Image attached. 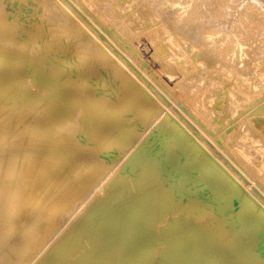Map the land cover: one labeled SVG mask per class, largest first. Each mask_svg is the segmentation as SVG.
<instances>
[{
  "label": "bare ground",
  "instance_id": "1",
  "mask_svg": "<svg viewBox=\"0 0 264 264\" xmlns=\"http://www.w3.org/2000/svg\"><path fill=\"white\" fill-rule=\"evenodd\" d=\"M37 1L0 0V264H264V203L214 148L212 154L202 145L198 132L203 140H218L208 128L219 118H210L213 94L240 119L264 88L259 93L253 87L264 75L258 61L243 67L209 63L208 85L193 77V69L203 73L205 65L188 47L193 36L219 33L200 23L217 0L190 1L185 13L193 12L201 27H191L187 38L175 19L162 25L157 15L135 30L127 20L139 0L127 7L120 0H66L69 6L46 0L43 8L37 5L39 14ZM142 2L144 12L151 7L143 4L156 0ZM93 13L101 19H91ZM117 28L124 47L115 39ZM147 34L159 35L151 41L162 44L158 52L166 56L162 73L170 91L177 84L192 97L188 114L171 110L166 98L161 105L163 94L151 95L155 89L128 61L126 53L142 49ZM259 34L256 23L244 21L219 40L222 49L210 41L201 49L208 55L216 49L222 57L252 45ZM255 113L264 116V102ZM260 117L233 129L228 140L234 144L220 145L239 165L257 162L259 185Z\"/></svg>",
  "mask_w": 264,
  "mask_h": 264
},
{
  "label": "rangeland",
  "instance_id": "2",
  "mask_svg": "<svg viewBox=\"0 0 264 264\" xmlns=\"http://www.w3.org/2000/svg\"><path fill=\"white\" fill-rule=\"evenodd\" d=\"M41 1H42V3H41ZM39 0V1H37V2H34V9H36V7H38L39 6V8L40 7H42L43 8V6H44V4H43V2L45 1L46 2V0ZM50 1V0H49ZM53 1V0H52ZM51 1V2H52ZM56 1V0H55ZM55 1H53V2H55ZM61 1H63V2H61ZM64 1H65V3L67 4V2H70L69 0L66 2V0H59L58 2L60 3V4H65L64 3ZM118 2H119V0H117ZM155 1V0H154ZM191 0H163V1H160V0H156V2H153L151 5H148L146 2L143 4V7H151V8H149V9H147L146 11H144V12H142L141 11V8H142V0H139L138 1V3H137V5L136 4H133V10L131 11V16H130V18L127 20L128 22L130 21V22H133V24L135 23L136 24V26L134 27V29L135 30H137V29H140V28H143V27H145L147 24H151V21H153L155 18H153V15H157L159 18H161V22L160 23H162L163 21L165 22V20H166V24L167 23H173V20L174 21H176V24H177V27L180 29V30H183L182 32H180V35L183 37V38H187L186 37V34L187 33H190V31H191V27H197L196 29H198V27H201L200 25H199V22L196 20V15L193 13V12H191L190 10H188L189 12H187V13H185V11H186V9L187 8H190L191 6H192V4H191V2H190ZM39 2V3H38ZM52 2V3H53ZM131 2V0H120V4L122 5V6H129V3ZM32 4H33V2H31ZM79 3H81L80 5L82 6V7H85V2H83V1H79ZM84 5H83V4ZM132 3V2H131ZM141 3V5H139ZM41 4V5H40ZM42 4H43V6H42ZM55 4H57L58 5V3L56 2ZM59 4V5H60ZM69 4V3H68ZM67 4V5H68ZM38 5V6H37ZM138 5H139V7H138ZM69 6V5H68ZM135 6V7H134ZM137 6V7H136ZM165 6H167V7H165ZM64 7H65V5H64ZM67 7V6H66ZM39 8H37V9H39ZM129 8V7H128ZM37 9H36V11H37ZM41 9V8H40ZM62 9H63V6H62ZM65 9V8H64ZM71 7L69 8L68 7V9L66 8V10H65V12L67 13V11H69L68 13H70L71 12ZM40 12L42 11V10H39ZM40 12H38L37 11V13L39 14ZM98 13V12H97ZM96 14V13H95ZM94 13H93V16L91 17V19L93 18V20L96 18V19H101V17H98V15L96 14L95 15ZM96 16V17H95ZM100 16V15H99ZM90 19V18H89ZM147 20H151V21H147ZM92 21V20H91ZM244 21H250V22H252V23H256L258 26H259V28H260V34L259 35H257V37H256V39H255V41H254V43L252 44V45H245V46H243L241 49H238V50H236V51H232V52H226L225 54H224V56H222V57H219L218 56V54H217V52H215V50L216 49H213V50H211V51H209L208 53H210V52H212L213 51V54L211 53V55L209 54H204L203 53V50L201 49V47H203L205 44H208V42L210 41V42H213V44H215V47H220L221 49H222V46H221V42L219 41L220 39H222V37L223 36H226L227 34H229L230 33V29H231V27H232V25H234V24H238V23H241V22H244ZM200 23H208L209 25H212L213 27H216V28H218L219 29V33L217 34V36L216 35H210L211 37L209 38V39H206V36H208L209 34H207V35H204V34H201V35H199V36H193V39L192 40H194L193 41V46L192 45H190V47H188V48H190L191 49V51H192V53L196 56L195 58H196V63L198 64V65H202L200 62H202L203 63V67H204V65H205V67L203 68V71L205 70V72H198L197 71V73L196 72H194V70L195 69H193V74L195 75V76H193V77H195V78H197V80H199V79H201L200 81H202L203 80V82H202V84H209V82L208 81H210V80H212V77H213V75H211L212 73H213V71H212V68H210L209 67V63L211 64L210 66L212 67L213 65H215L214 63H216V64H221L222 62H223V60L225 61L224 63H228L229 64V66H234V65H238V67H243V66H245V63L246 62H248V61H258L257 63H258V66H260L261 67V65H262V67H261V69L260 70H262V68L264 67V0H217V5H215V7H214V9L212 10V11H210L209 12V15H208V18H206V21H200ZM162 25H163V23H162ZM187 25V27H185ZM85 28V27H84ZM88 28V27H87ZM194 28V29H195ZM118 30H114V31H116V34H115V36H118L117 38H115L117 41L119 40V45L122 47V45H123V47H124V41L126 40V39H124V37H122V36H120L121 35V31H120V29L119 28H117ZM89 30V29H88ZM90 31H92V30H90ZM117 31H118V33L120 34H117ZM114 34V33H113ZM155 35V36H154ZM149 36H150V41H151V36H152V38H154V40L156 41V37H158L159 35H156V34H147V36L146 37H148V39L146 38V40H148V43L150 42L149 41ZM122 38V39H121ZM145 40V39H144ZM143 41V45L141 44L140 46H141V48L142 49H139V47L137 48V50H136V52L135 53H133V50H132V52H131V50H129V52H128V50L126 49V47L124 48L125 49V51L126 52H128V53H126L127 55H129L127 58H128V61H130L131 60V66L133 67V70L136 72L137 71V74H139L140 75V77H141V79L144 81V83L148 86V85H150V88L152 89V90H154V91H152L151 89V95H153V96H156V95H154L155 93L156 94H158V93H160V95H162L163 94V96H161L160 98L161 99H159V94L157 95V98L159 99V100H161V102H162V104L161 105H163V101H162V99L164 98H166L165 100H164V103H165V101H166V103H168L167 104V106L169 105V106H171L170 108H171V110L174 108V107H176V108H174L175 110H179L180 111V109H181V113L183 112L184 114H186L187 112H188V109H189V111L191 112L192 110H193V105L191 104L192 103V97L190 96V94L188 93L187 94V92H185L180 86H178L177 84L176 85H172V91H170L171 90V87H170V85L169 84H166L167 83V80H166V78H165V76H164V74L162 73L163 72V63H164V61L161 63V61H162V57H161V55L164 57V58H166V56L164 55V54H162V52H161V54L158 52V48L160 47L161 48V46H162V44H161V46H158L157 45V43L154 41V40H152L151 41V43L153 42V43H156V45L155 44H153L152 43V45H151V43H150V46H149V44L147 43V41ZM158 41H160V39L158 38L157 39ZM123 42V43H122ZM122 44V45H121ZM147 44V45H146ZM158 44H160V43H158ZM146 45V46H145ZM196 45L198 46L197 47V49H199L200 48V51H202V52H200V51H197V53L195 52V48H196ZM144 46H145V48H144ZM149 46V47H148ZM152 46V47H151ZM195 46V47H194ZM212 45H209V47H211ZM149 48V49H148ZM154 48V49H153ZM140 51H139V50ZM154 50V51H153ZM156 52H158V53H156ZM190 52V51H189ZM131 53H132V55H131ZM156 54L157 56L155 57L153 54ZM196 53V54H195ZM199 53V54H198ZM202 55H201V54ZM134 54V55H133ZM137 55V56H136ZM201 56H203L202 58H200ZM207 56H209V57H207ZM131 59H130V58ZM199 57V58H198ZM135 58H137V59H135ZM155 58V59H154ZM198 58V59H197ZM205 58V59H204ZM133 59V60H132ZM138 59H140V60H138ZM200 59H202V60H200ZM204 59V60H203ZM136 60V61H135ZM160 60V61H159ZM200 62H199V61ZM140 61V62H139ZM205 61H207L208 62V64H207V62H205ZM245 61V62H244ZM137 62V63H136ZM205 62V63H204ZM211 62H213V64L211 63ZM261 62V63H260ZM134 63V64H133ZM140 63V64H139ZM160 63H161V65H160ZM256 63V64H257ZM263 63V64H262ZM206 64L208 65V66H206ZM261 64V65H260ZM139 65H140V67H139ZM145 65V66H144ZM136 67V68H135ZM165 68V67H164ZM213 68H214V66H213ZM141 69V70H140ZM208 69V70H207ZM198 70H199V68H198ZM202 70V69H201ZM196 71V70H195ZM262 71H264V69L262 70ZM206 72H208V74H209V76H210V79L209 78H207V76L204 74V73H206ZM200 73H202L203 74V76L201 77V75H200ZM207 74V73H206ZM200 77H199V76ZM162 76V77H161ZM196 76H198V77H196ZM204 76H206L205 78H204ZM203 78V79H202ZM214 78L216 79L217 77L216 76H214ZM213 78V79H214ZM157 79V80H156ZM208 79V81H205V80H207ZM249 79H252V78H249ZM248 79V80H249ZM147 80H148V82H147ZM153 80V81H152ZM158 80H159V82H158ZM259 80V82L260 83H258L257 81V83L255 84V86H254V84H253V87L255 88L256 87V90L260 93V90H261V88H263L264 87V75L262 76V82H261V78L260 79H258ZM151 81V82H150ZM251 81V80H250ZM250 81H248L249 82V84L250 83H255V82H250ZM157 84V88H156V84ZM261 83L263 84V85H261ZM261 86V87H259V85ZM153 85V86H152ZM252 85V84H251ZM161 88V89H160ZM166 88H168V89H166ZM177 88V89H176ZM149 89V88H148ZM161 91H160V90ZM169 90V91H168ZM263 90H264V88L262 89V95H258V100L260 99L259 98V96H261V98L262 99H260V101H258V103H254V104H252V106H254V108H252V106H249V108H252V110L251 109H244V110H242L238 115H239V118L240 119H238V117H236V116H233V115H231V114H228L227 112L229 111V109H225V107H223L224 106V102L222 101V100H216V101H213L214 100V98H216V95H214L213 94V96L214 97H210V96H212V95H210V96H208V97H210L209 98V100H211L210 102L211 103H213V102H215L214 104H213V106L212 107H217V106H219L218 107V109H220V110H222V108H223V110L221 111V113H220V110H218L217 111V113L219 114V115H217V113L215 112L216 111V109L215 108H213V110H215V111H213L212 110V114H210V118H215V117H217V116H219V118L217 117V123L214 121V120H216V119H214V120H210V124H211V122L213 123V124H211V125H209L208 126V128L210 129V132H211V134L212 135H219V136H216L215 138L216 139H218L219 140V143H218V140L216 141L215 139H213L212 140V142H208V140H203L204 138H202V134L204 133L202 130L201 131H198V132H200V136H201V142H202V145L204 146V147H206L208 150H209V152L211 153L212 152V154L214 153L213 152V148H214V150H215V154L214 155H216V156H218V154H219V156H218V158H219V160H220V162H222L223 164L225 163V165H226V167L228 168L229 166V170L236 176L237 174V176L236 177H239V180L242 182V183H244L245 184V186H246V188H249L250 190L252 189V190H255L256 191V193L258 192V198H259V200H261V202L262 203H264V191H263V189H264V184L263 183H261L260 185L258 184V180L260 179V178H258V175L257 174H255L256 172H255V167H256V165H257V162L256 161H253V163L251 164V165H246V163H245V165H244V162L243 163H241V162H239L240 163V165L239 164H237L238 163V159H237V161L235 160L236 158L235 157H232L231 156V158L229 157L230 155L229 154H231V152H230V150L227 148V147H223V146H220L221 145V143H222V141H224L223 143H229V142H231V140L229 141L228 140V138H230L229 136H231L232 135V133L237 129L238 131H240V129L242 128V125L240 126V124H241V122H243L244 123V119H242V121H241V118H242V112H246V114H243V117L245 116V118H246V116H249V117H247L246 119L248 120V122H249V120L250 119H252L253 121L254 120H256V119H259V117L257 116V114L255 113L256 111H257V106H259L261 103H263L264 102V92H263ZM257 91H255V93H257ZM182 92V93H181ZM180 94V95H179ZM182 95V96H181ZM184 95V96H183ZM186 95V96H185ZM169 96H172V97H169ZM177 96V97H176ZM263 96V97H262ZM169 97V98H168ZM174 98H175V100H174ZM177 100V101H176ZM188 100V101H187ZM168 101V102H167ZM190 101H191V103H190ZM218 101H219V103H218ZM160 102V103H161ZM257 102V101H256ZM165 103V104H166ZM179 103V104H178ZM222 103H223V105H222ZM164 104V105H165ZM217 104V105H216ZM219 104V105H218ZM175 105V106H174ZM215 105V106H214ZM166 106V107H167ZM189 106V107H188ZM163 108H165L164 106H162ZM177 107L179 108V109H177ZM211 107V108H212ZM227 107V106H226ZM162 108V109H163ZM168 108V109H167ZM167 108H165V111L166 110H170L169 109V107H167ZM191 108V109H190ZM255 110V112H254V110ZM170 110V111H171ZM226 110V111H225ZM169 111V112H170ZM174 111V110H173ZM172 111V112H173ZM210 111H211V109H210ZM167 112V111H166ZM189 112V113H190ZM216 113V115L215 114H213V113ZM182 113V114H183ZM223 113V114H222ZM225 113H227V114H225ZM248 113H249V115H248ZM254 114V115H252L251 117H250V115L251 114ZM188 114V113H187ZM215 115V116H214ZM220 115H222V117H224V118H222ZM224 115V116H223ZM228 115L230 116V118L228 117ZM240 115H241V117H240ZM256 116V118L254 119V118H252V117H255ZM196 117V119L195 120H198L199 118L197 117V116H195ZM194 117V118H195ZM222 119H221V118ZM237 119H236V118ZM264 116H261L260 118L261 119H264L263 118ZM198 118V119H197ZM232 118V119H231ZM248 118H250V119H248ZM218 119H220V122H219V120ZM227 120L226 122H225V120ZM230 120V121H229ZM199 121V120H198ZM222 121H224V123L222 122ZM238 121L240 122V123H238ZM251 121V120H250ZM216 123V125H215V123ZM228 122H230V123H228ZM246 122V124H244L245 126H248V122L247 121H245ZM220 124H222V125H220ZM226 124H227V126H226ZM228 124H229V127H228ZM238 124V126H235V125H237ZM197 125H199V123H197ZM213 125H215L214 126V128L216 127V126H218V127H216L217 128V131L214 129V128H212V126ZM219 126H220V130H219V133H218V129H219ZM224 126H226V127H224ZM231 126H232V129H231ZM249 126H250V124H249ZM221 127H222V130H221ZM208 129V130H209ZM212 129L214 130V131H212ZM226 129V130H225ZM230 129V130H229ZM233 129H234V131H233ZM208 130H206V131H208ZM232 130V131H231ZM222 131V132H221ZM228 131V132H227ZM230 131V132H229ZM201 132H203V133H201ZM210 132H209V134H210ZM224 132V133H223ZM224 134V138H223V136H221V135H223ZM228 135H227V134ZM199 135V134H198ZM204 135V134H203ZM205 137V136H204ZM223 139H222V138ZM227 137V138H226ZM226 140V141H225ZM215 142H216V145H215ZM213 143H214V145L215 146H213ZM218 144V145H217ZM231 144H234V143H232L231 142ZM230 145V144H229ZM217 146H219L218 148H219V150L220 151H218V148H215V147H217ZM231 146V145H230ZM223 147V148H222ZM233 147V146H232ZM234 147H235V145H234ZM210 148H212V149H210ZM226 148H227V151L225 152V150H226ZM237 148H239V149H241L240 147H237ZM221 149L223 150V151H221ZM219 152H221V153H219ZM228 152V154L225 156V158L223 157L226 153ZM230 152V153H229ZM221 155V156H220ZM223 155V156H222ZM220 157H221V159H220ZM231 159L232 161H233V163H231V162H229V160ZM224 160H226L225 162H224ZM234 161H236V162H234ZM229 165H228V164ZM230 164H232V165H230ZM241 164H242V166H241ZM254 164V165H253ZM256 164V165H255ZM235 165V166H234ZM239 166V167H238ZM247 166H249V167H247ZM251 166H252V168H251ZM235 168V169H234ZM243 168V169H242ZM240 169V170H239ZM252 169V170H251ZM234 170H235V172H234ZM238 170H239V172H241L240 174H239V172H238ZM246 170V171H245ZM254 170V174L252 173V171ZM237 171V172H236ZM244 172V173H243ZM250 175V176H249ZM254 175V176H253ZM257 175V176H256ZM244 177V178H243ZM246 177V178H245ZM252 179H251V178ZM248 178V179H247ZM245 179V180H244ZM250 179V180H249ZM258 179V180H257ZM244 180V181H243ZM249 181V182H248ZM254 181V182H253ZM258 181V182H257ZM252 182V183H251ZM261 182V181H260ZM256 185V186H255ZM259 185V186H258ZM263 185V186H262ZM259 187V188H258ZM257 190H256V189ZM263 188V189H262ZM263 191V192H261V190Z\"/></svg>",
  "mask_w": 264,
  "mask_h": 264
}]
</instances>
